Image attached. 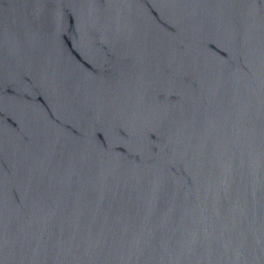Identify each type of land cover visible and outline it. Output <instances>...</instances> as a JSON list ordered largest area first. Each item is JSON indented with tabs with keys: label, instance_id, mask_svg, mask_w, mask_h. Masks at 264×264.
Segmentation results:
<instances>
[{
	"label": "water",
	"instance_id": "water-1",
	"mask_svg": "<svg viewBox=\"0 0 264 264\" xmlns=\"http://www.w3.org/2000/svg\"><path fill=\"white\" fill-rule=\"evenodd\" d=\"M0 264H264V0H0Z\"/></svg>",
	"mask_w": 264,
	"mask_h": 264
}]
</instances>
